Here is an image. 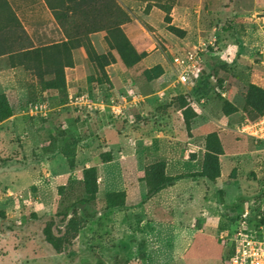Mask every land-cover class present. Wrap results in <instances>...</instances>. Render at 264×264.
<instances>
[{"label": "rangeland", "instance_id": "374dc122", "mask_svg": "<svg viewBox=\"0 0 264 264\" xmlns=\"http://www.w3.org/2000/svg\"><path fill=\"white\" fill-rule=\"evenodd\" d=\"M49 2L70 36L35 47L0 0V264H227L219 236L264 224V139L237 133L261 118L264 0Z\"/></svg>", "mask_w": 264, "mask_h": 264}, {"label": "built area", "instance_id": "2783aa9c", "mask_svg": "<svg viewBox=\"0 0 264 264\" xmlns=\"http://www.w3.org/2000/svg\"><path fill=\"white\" fill-rule=\"evenodd\" d=\"M204 48L184 52L173 58L177 81L187 84L196 77L197 68ZM237 133L253 139H264V114L256 122H244ZM220 240L229 247L227 264H264V225L252 226L250 217L244 212L235 222L232 231L222 233Z\"/></svg>", "mask_w": 264, "mask_h": 264}, {"label": "crops", "instance_id": "0c3cea01", "mask_svg": "<svg viewBox=\"0 0 264 264\" xmlns=\"http://www.w3.org/2000/svg\"><path fill=\"white\" fill-rule=\"evenodd\" d=\"M50 0H7L16 18L22 25L29 39L36 47L38 44L66 42L70 35L66 28L58 24V17L63 7L50 6ZM54 1H52L53 5ZM64 11V10H63ZM55 13L58 17L55 16ZM69 20V18H67ZM70 21V20H69ZM91 33H89L90 35ZM93 34V33H92ZM97 37L96 34L90 38ZM76 54V53H75ZM77 65H75L76 67Z\"/></svg>", "mask_w": 264, "mask_h": 264}, {"label": "trees", "instance_id": "16d2710c", "mask_svg": "<svg viewBox=\"0 0 264 264\" xmlns=\"http://www.w3.org/2000/svg\"><path fill=\"white\" fill-rule=\"evenodd\" d=\"M99 8H105V5L109 8V6H114L115 3L113 0H98ZM115 7V6H114ZM101 8V9H102ZM117 9V7H116ZM245 105L247 109H249L250 114L252 116V121H256L264 114V91L257 89L254 86H250L245 98ZM262 105V108L259 109V106ZM11 110L5 101L4 97H0V120L7 119L11 116ZM185 128L188 130L189 123L186 118H184ZM205 148L207 152V156L214 157L215 161L217 162L218 157L222 155V148L218 137L216 134L211 133L205 139ZM209 180H212V176H203ZM162 186V185H161ZM262 198L264 199V194H262ZM74 214V213H73ZM75 215V214H74ZM72 225L73 220H70ZM264 225V224H263ZM76 226V225H75ZM44 238L46 242L54 249V251L59 254L61 249L58 245L57 240H55L51 234L50 228H45L43 231Z\"/></svg>", "mask_w": 264, "mask_h": 264}]
</instances>
